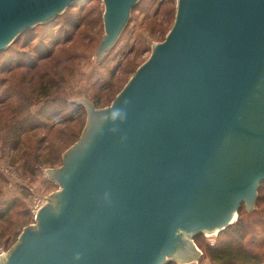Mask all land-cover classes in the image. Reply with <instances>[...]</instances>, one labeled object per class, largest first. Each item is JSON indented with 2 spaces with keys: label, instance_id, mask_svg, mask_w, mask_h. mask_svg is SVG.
Wrapping results in <instances>:
<instances>
[{
  "label": "water",
  "instance_id": "water-1",
  "mask_svg": "<svg viewBox=\"0 0 264 264\" xmlns=\"http://www.w3.org/2000/svg\"><path fill=\"white\" fill-rule=\"evenodd\" d=\"M82 0H0V52ZM98 54L137 0H103ZM51 170L43 206L7 264H190L194 238L231 226L264 182V0H178L166 40Z\"/></svg>",
  "mask_w": 264,
  "mask_h": 264
},
{
  "label": "rangeland",
  "instance_id": "rangeland-1",
  "mask_svg": "<svg viewBox=\"0 0 264 264\" xmlns=\"http://www.w3.org/2000/svg\"><path fill=\"white\" fill-rule=\"evenodd\" d=\"M177 5L178 0H137L118 39L103 56L98 54L106 35V6L103 0L88 1L81 8H66L50 26L54 36H60V45L51 42L53 56L38 70L41 72L36 74L38 78L34 77L31 82L25 81L19 85L28 96L39 100L43 95L33 91L35 85L46 82L54 86L49 93L44 94L60 98L62 102L55 105L56 109L65 106L63 103L66 101L71 102V105L67 103L65 114L60 118H64L71 110H76L77 115L71 118L74 119L71 124L64 123L66 125L59 130L25 133L28 134L25 136L28 141L24 149H15L5 142L6 138L11 137L6 131L12 129L14 119L10 113L0 111V264L10 261L25 231H39L33 213L36 204L42 201L43 206H50L53 212L62 207L58 194L63 188L49 177L51 170L62 168L66 153L79 143L86 130L88 109L86 104L77 102H91L97 111L112 107L137 71L151 59L155 48L170 34L176 21ZM67 19L79 22V28L69 30L67 35L63 33L67 30L65 28L63 34L57 33ZM45 30H49L48 27L38 24L31 33L22 32L25 34L8 47L9 53L0 56V76L5 75L11 84L18 83L19 76L7 72V57L20 50L25 41L39 37ZM68 35L71 38L66 41ZM1 95L5 99L4 93ZM11 96L14 100L16 95L12 93ZM41 107L42 104H39L32 108V117L36 120ZM61 130H65V134ZM263 194L264 185L258 188L252 206L247 207L243 203L241 217L258 209L257 200ZM10 205L8 214H2ZM263 206L264 201L261 204ZM238 217L239 211L234 223ZM219 234L204 233L194 238L200 253L190 264H212L206 248L217 244ZM198 236L200 239L196 240Z\"/></svg>",
  "mask_w": 264,
  "mask_h": 264
},
{
  "label": "trees",
  "instance_id": "trees-1",
  "mask_svg": "<svg viewBox=\"0 0 264 264\" xmlns=\"http://www.w3.org/2000/svg\"><path fill=\"white\" fill-rule=\"evenodd\" d=\"M88 1L92 0H82L68 8H81ZM56 19L57 17L43 24V26L48 27L49 30L43 31V34L39 37H35L33 40L29 39L25 41L20 50L9 55L10 57H7L8 59L5 62L7 72L12 76L18 75V83L11 84L5 75L0 76V111L10 113L14 119L12 129L10 128L6 131L7 135L9 136L10 134L11 137L5 140L6 143L11 145V148L17 149L23 147L24 149L28 141L27 137L25 139L26 135L40 130H59L61 129L60 127L66 125L64 123H70L74 120L71 118L77 115L75 112L76 110H71L64 118H60L65 114V106L68 105L67 103L70 104L71 102L66 101L63 103L65 106H60L59 109H56L55 105L62 102L60 98L58 96L52 97L51 95L44 94L49 93L54 86L48 85L46 82L41 85H35L33 91L43 95V98L39 100L28 96L25 90L19 85H23L25 81L31 82V79L34 77L38 78L36 74L41 73L38 70L43 68V63L52 58L53 52L50 48L52 46L51 42L58 43L61 40L60 36L55 37L50 29V26L56 22ZM78 24L79 22H75L73 19H67L57 33H65L67 35L69 30L71 31V29L74 30L79 28ZM63 28L67 30L63 32ZM33 30L34 28L24 32L29 34ZM25 33L20 34L14 42L16 43L19 37ZM31 35L27 36L31 37ZM68 36V38H65L66 41L71 38L70 35ZM9 48L0 52V56L7 55L9 53ZM28 77H31L29 81H27ZM1 93H4V96H6L5 99L1 98ZM12 93L16 95L14 100L11 98ZM39 104H42V107L38 112L39 115L36 120L32 117V108ZM12 130L13 132H11ZM61 131L62 134H65V130ZM25 152L27 151H24V153ZM29 154L31 155V153ZM263 185L264 182L260 187ZM263 201L264 194L258 197V209L251 213L245 212L244 214H247L244 217H241L244 209V205L242 204L239 209L237 222L218 235V241L214 247L206 248V254L212 264H264V250H262L264 249V206L261 207ZM11 206L12 205L8 206L2 214L7 215ZM199 239L198 236L196 240ZM167 264L174 263L170 261Z\"/></svg>",
  "mask_w": 264,
  "mask_h": 264
},
{
  "label": "built area",
  "instance_id": "built-area-1",
  "mask_svg": "<svg viewBox=\"0 0 264 264\" xmlns=\"http://www.w3.org/2000/svg\"><path fill=\"white\" fill-rule=\"evenodd\" d=\"M42 207H43L42 201L34 206L33 208L34 218H37V215Z\"/></svg>",
  "mask_w": 264,
  "mask_h": 264
},
{
  "label": "bare ground",
  "instance_id": "bare-ground-1",
  "mask_svg": "<svg viewBox=\"0 0 264 264\" xmlns=\"http://www.w3.org/2000/svg\"><path fill=\"white\" fill-rule=\"evenodd\" d=\"M236 221V220H235Z\"/></svg>",
  "mask_w": 264,
  "mask_h": 264
}]
</instances>
